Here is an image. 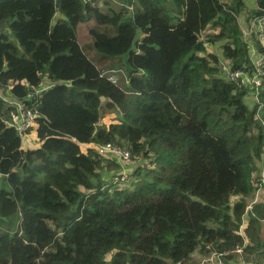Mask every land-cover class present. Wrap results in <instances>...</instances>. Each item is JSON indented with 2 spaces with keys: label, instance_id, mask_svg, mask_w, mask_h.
Listing matches in <instances>:
<instances>
[{
  "label": "trees",
  "instance_id": "trees-1",
  "mask_svg": "<svg viewBox=\"0 0 264 264\" xmlns=\"http://www.w3.org/2000/svg\"><path fill=\"white\" fill-rule=\"evenodd\" d=\"M249 2L0 0V264H264V82L254 99L218 66H250Z\"/></svg>",
  "mask_w": 264,
  "mask_h": 264
},
{
  "label": "built area",
  "instance_id": "built-area-1",
  "mask_svg": "<svg viewBox=\"0 0 264 264\" xmlns=\"http://www.w3.org/2000/svg\"><path fill=\"white\" fill-rule=\"evenodd\" d=\"M237 23L239 25L242 38L244 42L247 44L249 49V60L250 66L245 67L244 69H231L229 62L219 59V68L221 76L232 82L236 87H249L255 91V94L252 98L256 99V93L258 90L263 88L264 82V14L249 18L245 23L241 21L239 17H237ZM254 41H257L261 47L258 49ZM209 50V47H207ZM104 74H100L103 76ZM109 80H113V76H108ZM51 86L50 83L40 86L38 89L33 91L34 95H38L44 89H47ZM7 90L12 89V85H6ZM32 94H28L27 96H31ZM3 97V96H2ZM5 98V97H3ZM6 99V98H5ZM8 100V99H6ZM22 106V107H21ZM18 112H11V125L15 126L19 131L23 134L28 131L29 128L35 125V119L37 117L36 111L33 107L26 105H17ZM101 125V124H100ZM100 125H98L100 127ZM100 154H112L117 158V160L123 164L134 165L135 160H133L130 156V152L126 147L114 146L111 144H106L104 146H97L96 148ZM142 159V157L140 158ZM126 178V174H122V180ZM215 262L211 264H221V262Z\"/></svg>",
  "mask_w": 264,
  "mask_h": 264
},
{
  "label": "rangeland",
  "instance_id": "rangeland-1",
  "mask_svg": "<svg viewBox=\"0 0 264 264\" xmlns=\"http://www.w3.org/2000/svg\"><path fill=\"white\" fill-rule=\"evenodd\" d=\"M248 2H249V0H248ZM250 8H251V6H246L245 7V9L243 10V12L245 14L244 15H240L239 16L240 19L241 18L243 19V16L246 15V13L248 12V10H250ZM58 18L63 19L64 17L62 16V14L60 15V14L57 13L56 16H55V20L58 19ZM91 24H92V21L89 22V25H91ZM0 32L5 33L6 35H8V40L10 42L16 44V40H15L14 36L12 35L9 27H8V21L7 20L2 22V23H0ZM78 33H81V34L85 35L86 27L84 25H80L78 27ZM19 53H21V54L23 53V50L21 48H19ZM117 115L118 114H117L116 110L109 111V112H104V114L102 115V123L100 125L101 129L106 128L109 125V123H111L113 121V119L115 117H117ZM24 139L25 140L27 139V141H28L27 142L28 143L27 146L32 147V146L37 144V141L35 140L33 132H29L28 136H26ZM120 147H122V146H120ZM238 198H239L238 196H232L230 198L231 204L236 202L238 200ZM252 200L264 202V188H261L260 190H258L257 193L254 195ZM252 203L253 202H250L249 204H252ZM248 208H250V207L248 206ZM246 220H247V214H245L244 217H243L242 225H241L242 228L245 226ZM216 260H218V257L215 256V255H211L210 257H206V258H203V259L199 260L198 263L199 264H211V263L215 262Z\"/></svg>",
  "mask_w": 264,
  "mask_h": 264
},
{
  "label": "crops",
  "instance_id": "crops-1",
  "mask_svg": "<svg viewBox=\"0 0 264 264\" xmlns=\"http://www.w3.org/2000/svg\"><path fill=\"white\" fill-rule=\"evenodd\" d=\"M250 4H251V2H249ZM240 18V17H239ZM241 21H242V19H241ZM245 21V20H244ZM242 23H243V21H242Z\"/></svg>",
  "mask_w": 264,
  "mask_h": 264
}]
</instances>
